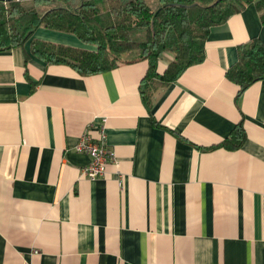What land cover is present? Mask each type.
I'll use <instances>...</instances> for the list:
<instances>
[{"label":"crops","instance_id":"1","mask_svg":"<svg viewBox=\"0 0 264 264\" xmlns=\"http://www.w3.org/2000/svg\"><path fill=\"white\" fill-rule=\"evenodd\" d=\"M33 38L94 49L44 28ZM254 38L264 22L249 4L149 105L145 61L81 76L29 42L0 53V264H264V80L238 94L226 78ZM101 118L115 162L89 180L74 148ZM239 123L242 145L221 147Z\"/></svg>","mask_w":264,"mask_h":264},{"label":"trees","instance_id":"2","mask_svg":"<svg viewBox=\"0 0 264 264\" xmlns=\"http://www.w3.org/2000/svg\"><path fill=\"white\" fill-rule=\"evenodd\" d=\"M12 0L0 1V53L29 42V54L48 64L65 65L79 75L102 73L120 64L145 61L148 65L140 83L146 105L153 92L176 81L190 66L205 57L210 29L253 4L264 22V0ZM26 2H43L48 8L37 11ZM58 3V5H55ZM38 28L74 35L93 50L55 44L33 38ZM171 58L158 70L165 53ZM30 55L25 53V57ZM131 56V58H127ZM226 78L244 92L264 80V44L251 39L238 49L235 64ZM245 140L240 123L221 147L239 148Z\"/></svg>","mask_w":264,"mask_h":264},{"label":"built area","instance_id":"3","mask_svg":"<svg viewBox=\"0 0 264 264\" xmlns=\"http://www.w3.org/2000/svg\"><path fill=\"white\" fill-rule=\"evenodd\" d=\"M104 126V118L90 124L74 148L89 157V163L81 169V175L89 180L104 177L107 164L115 162V155L105 141ZM92 129H97V137L92 136Z\"/></svg>","mask_w":264,"mask_h":264},{"label":"rangeland","instance_id":"4","mask_svg":"<svg viewBox=\"0 0 264 264\" xmlns=\"http://www.w3.org/2000/svg\"><path fill=\"white\" fill-rule=\"evenodd\" d=\"M29 1V0H26ZM147 2L150 4L151 7H154L157 2L156 0H147ZM25 5V1L23 2ZM28 6H33L37 11H43L48 8V4H44L43 2H26ZM55 5H58V3H55ZM127 58H131V56H128ZM171 58V54L169 52L165 53L162 57V63L166 64Z\"/></svg>","mask_w":264,"mask_h":264},{"label":"water","instance_id":"5","mask_svg":"<svg viewBox=\"0 0 264 264\" xmlns=\"http://www.w3.org/2000/svg\"><path fill=\"white\" fill-rule=\"evenodd\" d=\"M0 1H3V2H10L12 0H0ZM20 1H26V0H20ZM217 1H220V0H217Z\"/></svg>","mask_w":264,"mask_h":264}]
</instances>
